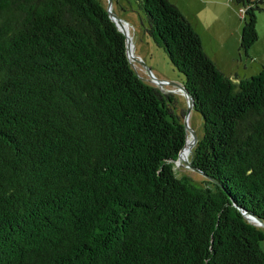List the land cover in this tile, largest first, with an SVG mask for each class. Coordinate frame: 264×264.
Returning a JSON list of instances; mask_svg holds the SVG:
<instances>
[{
  "label": "trees",
  "instance_id": "16d2710c",
  "mask_svg": "<svg viewBox=\"0 0 264 264\" xmlns=\"http://www.w3.org/2000/svg\"><path fill=\"white\" fill-rule=\"evenodd\" d=\"M229 1L248 56L264 1ZM137 3L201 117V182L100 0H0V264H264V68L224 74L173 3Z\"/></svg>",
  "mask_w": 264,
  "mask_h": 264
},
{
  "label": "rangeland",
  "instance_id": "374dc122",
  "mask_svg": "<svg viewBox=\"0 0 264 264\" xmlns=\"http://www.w3.org/2000/svg\"><path fill=\"white\" fill-rule=\"evenodd\" d=\"M106 7L107 0H100ZM200 1V0H199ZM264 1V0H262ZM177 3V5L175 3ZM175 6L182 8V14L189 12L188 17L195 25L198 19L206 28V32H201V26L198 22V31L202 37L205 51L210 53L212 45L218 49V57L221 61V69H218L226 75H236L239 79H246L258 73L264 68V10L256 13V32L257 40L249 48L247 55L239 50V41L241 29L243 26L241 6L232 3L229 0H212L201 4L196 0H171ZM194 4H197L196 7ZM201 4V6H199ZM178 7V8H179ZM202 7L198 18L194 14ZM111 11L122 21L127 23L128 36L131 40L132 55L136 61H131L130 65L137 77L144 83L157 87L163 92H170L175 96L176 109L181 115V111L187 110V101L178 88L173 85L165 84L162 87L153 84L147 74L149 69L153 76L159 80H165L173 84L182 85L184 78L169 62L166 53L158 47L152 38L145 31L147 21L144 13L138 8L137 0H111ZM218 15L217 22L214 18ZM209 23V24H208ZM208 26L211 28L208 31ZM208 32L212 35L209 36ZM216 38L215 41H211ZM207 42V43H206ZM211 42V43H208ZM212 58V56H211ZM213 59V58H212ZM185 116V115H184ZM184 118V117H183ZM188 126L193 130L197 139L202 136V120L198 113L191 110L187 114ZM190 152H186L175 165L176 174L189 175L195 182L202 180L200 174L189 169L183 162V159L190 160Z\"/></svg>",
  "mask_w": 264,
  "mask_h": 264
},
{
  "label": "water",
  "instance_id": "95a60500",
  "mask_svg": "<svg viewBox=\"0 0 264 264\" xmlns=\"http://www.w3.org/2000/svg\"><path fill=\"white\" fill-rule=\"evenodd\" d=\"M106 11L107 14L109 16V18L111 19V21L115 24L116 28L123 34L124 39H125V48H126V56L127 59L129 61V63L133 60L136 61V58L132 55V45H131V40L128 36L127 31L125 30V26H127V23L125 21H122L121 19H119L112 11H111V0H107V5H106ZM148 76L150 77V80L153 84L162 87L165 84H169V85H173L176 88H178V90L181 91V93L183 94V96L185 97L186 101H187V110L185 112V116L183 118V126L186 132V140L184 143V146L182 147V149L180 150V152L178 153L177 159L174 161V164H178L180 161V157H181V153L183 151V149L185 148V146H188V151L190 152V154H192V149L195 146L196 142H197V137L195 135V133L193 132V130L188 126L187 123V114L192 110L193 108V99L192 97L188 94V92L186 91V89L182 86V85H178V84H173L170 83L168 81L165 80H159L157 78H155L153 76V74L151 73V71L149 69H146ZM183 162L186 164V166L191 169L192 171L204 176V174L197 168L193 167L190 163V160L184 159ZM247 219L252 220L253 222H255L258 226L263 227L264 228V223L260 222L256 217H253L251 215H246Z\"/></svg>",
  "mask_w": 264,
  "mask_h": 264
},
{
  "label": "crops",
  "instance_id": "0c3cea01",
  "mask_svg": "<svg viewBox=\"0 0 264 264\" xmlns=\"http://www.w3.org/2000/svg\"><path fill=\"white\" fill-rule=\"evenodd\" d=\"M170 2H171V0H169ZM196 1H198V2H200L201 4H204L205 2H210V1H212V0H196ZM221 2L223 1V0H220ZM175 3V2H174ZM176 5H177V3H175ZM174 4V5H175ZM201 4L199 5V6H201ZM195 5V7H196V5L197 4H194ZM177 7V6H176ZM179 7V6H178ZM177 7V8H178ZM202 7H200L199 9H198V11L194 14V16L196 15V17L198 18V15L200 14V12H202L201 9ZM179 10H180V12H182V8L181 7H179L178 8ZM188 14H191V13H189L188 11L187 12H185V15L183 14V16L189 21V23H190V25L192 26V28L194 29V31L198 34V36H199V38H200V41H201V46H202V49H203V51H204V53L215 63V65L217 66V68L219 67L220 69H221V67L220 66H222L221 64V61L219 60V57H218V49H216L215 48V46H213L212 45V49H210V53H208V51H205L206 49H205V47H204V44H203V41H202V37H201V35H200V32L198 31V22H199V24H200V26H201V32H206V28L201 24V22L199 21V19H198V22H197V20L195 21V25L190 21V18L188 17ZM214 18L216 19V21L215 22H217V20H218V15L216 14L215 16H214ZM209 24V23H208ZM210 27L208 26V31H210ZM208 35L209 36H212L209 32H208ZM216 40V38H213L211 41H215ZM207 43V42H206ZM208 43H211V42H208ZM212 44V43H211ZM211 56H212V58H211ZM222 70V69H221ZM253 76V75H252Z\"/></svg>",
  "mask_w": 264,
  "mask_h": 264
},
{
  "label": "bare ground",
  "instance_id": "6f19581e",
  "mask_svg": "<svg viewBox=\"0 0 264 264\" xmlns=\"http://www.w3.org/2000/svg\"><path fill=\"white\" fill-rule=\"evenodd\" d=\"M125 28V27H124ZM125 30L127 31V29L125 28ZM186 152H189L188 151V146L186 145L185 146V149H183V151H182V153H181V157H180V159L183 157V155L186 153ZM184 160V159H183Z\"/></svg>",
  "mask_w": 264,
  "mask_h": 264
}]
</instances>
